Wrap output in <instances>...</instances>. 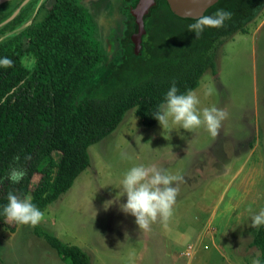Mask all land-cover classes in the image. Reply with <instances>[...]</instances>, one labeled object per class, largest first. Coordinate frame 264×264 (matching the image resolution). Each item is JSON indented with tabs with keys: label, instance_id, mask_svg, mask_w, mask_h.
I'll return each instance as SVG.
<instances>
[{
	"label": "rangeland",
	"instance_id": "rangeland-1",
	"mask_svg": "<svg viewBox=\"0 0 264 264\" xmlns=\"http://www.w3.org/2000/svg\"><path fill=\"white\" fill-rule=\"evenodd\" d=\"M44 1L48 5L53 0L1 4L0 17L6 18L0 19V28L21 8L28 24ZM77 1L94 14L106 52L86 96L105 80L116 59L109 60L113 33L103 37L110 30L109 1ZM246 29L217 48L214 68L193 90L201 109L215 106L229 114L216 138L204 126L187 132L171 120L165 129L158 121L144 127L131 109L116 130L88 148L90 165L42 210L39 225L89 252L91 264H252L259 259L250 225L251 216L264 209V11ZM8 34L0 29V40ZM208 88L215 92L206 96ZM54 157L59 160L61 153L55 151ZM153 164L182 175L185 182L167 224L157 222L144 232L135 217L121 210L127 201L122 180L131 167ZM39 178L38 173L33 176L31 188ZM9 226L0 229V264H66L34 227Z\"/></svg>",
	"mask_w": 264,
	"mask_h": 264
},
{
	"label": "trees",
	"instance_id": "trees-1",
	"mask_svg": "<svg viewBox=\"0 0 264 264\" xmlns=\"http://www.w3.org/2000/svg\"><path fill=\"white\" fill-rule=\"evenodd\" d=\"M45 2L28 24L21 8L0 28L9 33L0 40V61H11L0 64V229L10 227L3 212L9 193L30 196L46 209L90 165L88 148L116 130L127 111L134 109L144 127L156 124L153 114L172 84L178 94L195 90L214 68L217 48L234 32H247L246 23L264 11V0H219L204 15L224 9L231 20L197 38L188 30L196 19L179 17L167 0H159L146 19L141 52L127 39L122 60L110 62L105 80L83 96L106 57L95 18L77 0ZM12 169L25 171L19 183L8 179ZM34 233L66 264H91L90 253L79 245L39 224ZM251 244L264 264V226L253 231Z\"/></svg>",
	"mask_w": 264,
	"mask_h": 264
},
{
	"label": "clouds",
	"instance_id": "clouds-1",
	"mask_svg": "<svg viewBox=\"0 0 264 264\" xmlns=\"http://www.w3.org/2000/svg\"><path fill=\"white\" fill-rule=\"evenodd\" d=\"M232 15L229 11L218 9L212 15L197 18L188 26V30L199 38L206 28L224 27ZM0 64L10 66L11 61L5 59L0 61ZM178 92L173 83L166 93L165 101L153 114L162 128H167L170 120L187 132L204 126L211 137L216 138L222 122L228 118V112L215 106L201 109L200 99L194 91L189 90L184 94ZM214 92V88H208L205 95H212ZM122 157L131 158L126 154H122ZM25 174L23 169H12L8 179L13 183H19ZM184 182L182 175L171 174L166 168L155 164L133 166L124 174L122 180L123 195L126 194L127 201L121 205V210L135 217L139 230L144 232L150 231L151 226L157 222L167 224L173 216L180 184ZM7 199L8 203L3 212L9 223L36 227L43 220L44 213L29 199H21L13 193H9ZM250 226L254 229L264 226V209L251 216ZM252 264H260V260L254 259Z\"/></svg>",
	"mask_w": 264,
	"mask_h": 264
},
{
	"label": "water",
	"instance_id": "water-1",
	"mask_svg": "<svg viewBox=\"0 0 264 264\" xmlns=\"http://www.w3.org/2000/svg\"><path fill=\"white\" fill-rule=\"evenodd\" d=\"M10 0H0V5ZM159 0H138L130 9L129 15L136 18V31L132 35V42L137 53L141 52L143 35L146 32L145 22L152 9ZM219 0H167L173 13L184 19H197Z\"/></svg>",
	"mask_w": 264,
	"mask_h": 264
},
{
	"label": "flooded vegetation",
	"instance_id": "flooded-vegetation-1",
	"mask_svg": "<svg viewBox=\"0 0 264 264\" xmlns=\"http://www.w3.org/2000/svg\"><path fill=\"white\" fill-rule=\"evenodd\" d=\"M137 2L138 0H109V6L106 9V14H107L106 21L110 26L109 28L110 30L106 35L108 37L110 36L111 33H113L112 34L113 52L110 54L109 60L112 61L115 58L116 63L117 62L119 63L122 60V57L124 56L126 49L125 41L127 39L128 42L132 44L133 49L135 50L134 44L131 40H132V35L136 31V18L135 16L129 15V13H130V9L134 7L137 4ZM103 10L105 12V8ZM92 15L94 16L93 13ZM142 49H143V40H142Z\"/></svg>",
	"mask_w": 264,
	"mask_h": 264
},
{
	"label": "built area",
	"instance_id": "built-area-1",
	"mask_svg": "<svg viewBox=\"0 0 264 264\" xmlns=\"http://www.w3.org/2000/svg\"><path fill=\"white\" fill-rule=\"evenodd\" d=\"M191 248H192V247H190V249H191ZM185 253H186L187 256L191 255V251H190V250L186 251Z\"/></svg>",
	"mask_w": 264,
	"mask_h": 264
},
{
	"label": "bare ground",
	"instance_id": "bare-ground-1",
	"mask_svg": "<svg viewBox=\"0 0 264 264\" xmlns=\"http://www.w3.org/2000/svg\"><path fill=\"white\" fill-rule=\"evenodd\" d=\"M108 1H109V0H108ZM106 3H107V2H106ZM103 9H104V7H103ZM107 31H108V28H107ZM107 31H106V32H107ZM106 32L104 33L103 37H105V36H106ZM107 33H108V32H107Z\"/></svg>",
	"mask_w": 264,
	"mask_h": 264
}]
</instances>
